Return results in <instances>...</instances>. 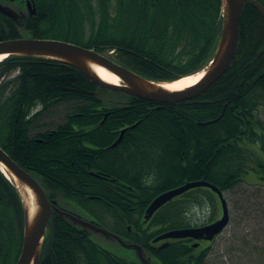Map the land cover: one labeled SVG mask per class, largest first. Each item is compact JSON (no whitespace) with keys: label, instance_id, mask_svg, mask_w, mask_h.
I'll return each mask as SVG.
<instances>
[{"label":"trees","instance_id":"trees-1","mask_svg":"<svg viewBox=\"0 0 264 264\" xmlns=\"http://www.w3.org/2000/svg\"><path fill=\"white\" fill-rule=\"evenodd\" d=\"M76 1L57 0L47 20L38 15L36 23L25 21L24 28L0 14V41L51 38L101 54L114 51L115 62L156 82L197 73L215 54L221 0ZM256 1L264 6V0ZM66 104L74 107L62 124L32 135L45 114ZM224 108L218 121L199 124L215 120ZM261 110L264 17L248 4L230 69L202 96L185 102L158 103L104 90L75 67L53 60L11 56L0 63V146L47 195L125 234L127 241L145 247L156 264H204L208 257L210 247L195 249L187 240L149 246L162 233L216 219L219 199L201 187L165 204L145 225L152 201L187 182L207 181L225 195L241 193L233 199L235 207L264 224V186L252 188L244 180L249 170L264 173ZM136 123L109 149L122 129ZM254 195L260 202L248 200ZM0 209V264H16L21 244L13 238L23 228V207L17 189L1 172ZM198 209L209 211L206 220L190 216ZM55 222L57 264H141ZM126 225H132V233ZM134 225L143 237L134 234ZM252 251L264 256V246L255 244Z\"/></svg>","mask_w":264,"mask_h":264},{"label":"water","instance_id":"water-1","mask_svg":"<svg viewBox=\"0 0 264 264\" xmlns=\"http://www.w3.org/2000/svg\"><path fill=\"white\" fill-rule=\"evenodd\" d=\"M245 4L255 7L264 17V6L256 0H221V19L218 26L219 43L212 62L205 69L203 77L191 86L182 89H171L166 83L150 80L134 70L122 66L108 56L101 55L95 49L78 46L73 43L40 38H16L0 41V55L24 56L48 59L70 65L89 78L102 89L116 91L131 97L152 102L175 104L196 99L202 96L212 85L219 81L230 69L237 53L240 23ZM31 15H36V9L27 2ZM0 13L10 17L17 26H24L25 14L17 12L9 5L0 1ZM97 69H104L119 78L120 83H113L103 78ZM187 77V76H185ZM182 79V78H181ZM176 82V81H175ZM174 83V82H170ZM226 108V107H225ZM222 114L213 121L200 122L208 125L221 119ZM138 125H132L121 131L120 137L111 146L116 147L122 140L125 132ZM3 166L15 180L22 198L25 212L24 242L17 264H39L41 250L45 238L46 228L52 218V206L39 182L24 168H22L1 146L0 167ZM209 188L216 193L221 201L223 215L214 223L202 227L177 229L158 236L154 241L166 239L213 240L228 225L230 220L229 208L222 191L207 181L187 182L177 188L159 195L149 205L145 213V220L163 205L185 192L195 188ZM58 211V209H57ZM61 215L64 213L60 212ZM75 225H80L104 236L106 239H116L125 248H134L142 259L143 264H152L150 258H145L143 248L137 244H129L121 237L106 228L99 227L94 222H86L80 217L71 216ZM196 244L194 246H198Z\"/></svg>","mask_w":264,"mask_h":264},{"label":"rangeland","instance_id":"rangeland-1","mask_svg":"<svg viewBox=\"0 0 264 264\" xmlns=\"http://www.w3.org/2000/svg\"><path fill=\"white\" fill-rule=\"evenodd\" d=\"M73 107L72 104L60 105L45 114L39 121V127L35 131H32V135L58 127L66 120V116L72 111ZM260 118L264 121V110H261ZM244 180L247 184L255 186L252 188L264 186V173L249 170L244 176ZM241 196H243L241 193H237L235 196L234 193H226V197L230 201V222L216 238L215 242L209 246V254L204 264H264V256H262V254L256 255L253 253L254 251H252V247L255 244L264 246V224L258 225L256 221L245 212L246 210H244V208L239 210L237 206L235 207L233 199L235 198L237 201ZM248 200L252 203L260 202V199L256 195L252 197L248 196ZM249 206L251 207L252 205ZM191 215L194 220L202 221L206 220L210 213L208 210L202 211L198 209L190 212V216ZM220 216L221 210L217 206L216 217ZM93 238L118 256L133 262L136 261L135 253L132 250L122 248L117 243L107 242L99 238V236H93ZM255 239L261 240L258 243Z\"/></svg>","mask_w":264,"mask_h":264},{"label":"flooded vegetation","instance_id":"flooded-vegetation-1","mask_svg":"<svg viewBox=\"0 0 264 264\" xmlns=\"http://www.w3.org/2000/svg\"><path fill=\"white\" fill-rule=\"evenodd\" d=\"M28 1H31L32 8L34 7L36 9V15H31L30 14V10H32V9H31V7L28 8V6H27V2ZM60 1L68 3L67 0H60ZM1 2L4 5H9L14 10H16V11H18L20 13L21 12L24 13L25 14L24 22L25 21H30L32 23H36L37 21L35 19L38 17V15H40V20L42 22L47 20L48 14L52 10L51 4L52 3L56 4L57 0H39L38 3H39V7L40 8H38L36 0H1ZM76 2H79V0H77ZM47 196H48L49 200L51 201V203H53V206H52V218H51V220L49 222V225L46 228L45 238H44V242H43V246H42V250H41L39 264H52L53 260H56V259L57 260L55 262L57 264L58 257L54 253V249H53L54 244H55L54 236H55V231H56V225H55V223H56L55 221L56 220L64 222L63 224L69 225V227H71L72 229H76L78 231H81L82 237L89 236V238H93V236H99V235H97L94 231H92L89 228H87V229L86 228H81L79 225H75V223L72 222V219H71V216H75V217L78 216V217L82 218L83 220H85L86 222L87 221L91 222L92 220L95 221L94 219L90 218L92 216L91 214H86L85 211L77 209L76 206L75 207L74 206L71 207L69 205H63L62 200L54 199V198L50 197L49 195H47ZM57 209H58V211H57ZM131 210L133 211L134 208H132ZM60 212H62L64 214L61 215ZM1 215L3 216V213H2V211L0 209V220L3 222L4 220L2 219ZM23 218H24V211H23ZM2 222H0V225H1ZM148 222H145V220H144L145 225H151ZM12 224L15 225L14 221H13ZM125 228H126L127 232L129 231V233H132V231H133L132 225H126ZM134 229H135L134 230V234H136V235H140L141 234V232H140L141 229H138L136 227V225H134ZM16 235L17 236H14V238H13L14 239V243L21 244L20 249L22 250L23 241H24V220H23V228L20 229L19 231H17ZM120 235L124 236L123 238L126 237L125 234H120ZM141 236L143 237L144 234H141ZM100 238L103 239L102 237H100ZM155 238L156 237L152 238L150 240V242H149V246L152 247V248L160 247V246H162V244H165L167 242V240H163V241L155 243L154 242ZM185 240H187V243H189V245H191V246L194 243H197V241H194L192 239H185ZM105 241L110 242V243L119 244L118 241L115 240V239L114 240H105ZM204 243H213V242L201 241L200 242V246L198 248H196V249H199L202 246L204 247ZM98 244H100V243H98ZM21 250H20V253H21ZM130 250H132L135 253V256H136L135 257L136 258L135 262L143 264L142 260H141V257L139 256V253H137L134 249H130ZM145 257H149V256H147V254H146ZM58 264H59V262H58Z\"/></svg>","mask_w":264,"mask_h":264},{"label":"bare ground","instance_id":"bare-ground-1","mask_svg":"<svg viewBox=\"0 0 264 264\" xmlns=\"http://www.w3.org/2000/svg\"><path fill=\"white\" fill-rule=\"evenodd\" d=\"M7 57V55H0V62L3 61L5 58ZM98 73L105 78L108 81H111L113 83H120L119 78H117L116 76H114L113 74L107 72L104 69H97ZM204 72H198L196 74L184 77L180 80H177L174 83H166V86L168 88L171 89H182L188 86H191L195 83H197L199 81V79L202 77ZM1 169L3 170V172H5V174L12 180H14L12 178V176L8 173V171L5 169V167L1 166Z\"/></svg>","mask_w":264,"mask_h":264}]
</instances>
